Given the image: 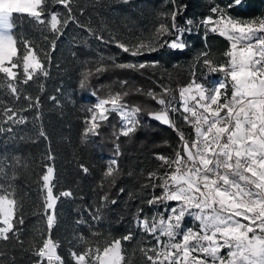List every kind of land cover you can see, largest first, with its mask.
Masks as SVG:
<instances>
[{
    "label": "snow or ice",
    "instance_id": "obj_1",
    "mask_svg": "<svg viewBox=\"0 0 264 264\" xmlns=\"http://www.w3.org/2000/svg\"><path fill=\"white\" fill-rule=\"evenodd\" d=\"M120 2L129 4L131 0ZM255 2L209 0L207 14L197 17L188 15L191 2L168 0V10L157 14L158 22L148 35L133 34L131 40L124 42L113 34L105 40L96 29L80 24L76 12L82 16L85 8L78 7L77 0H0V95L12 101L9 104L0 99V133L11 134L13 139L16 129L28 123L26 112H34L37 137L48 139L41 122V98L28 94L22 85L49 76L51 52L70 23L134 58L165 49L170 54L183 53L189 48L193 33H201L205 42L209 34L228 41L223 63L210 58L208 51L199 52L189 83L176 90L161 83H157L159 92L133 89L127 80H122L121 91L109 89L101 96L99 90H93L95 102L83 109L86 115L82 121V144H87L90 137H98L113 114L119 120L118 131L112 133L114 156L98 184L103 194L95 207L86 209L94 222L103 218L102 212L109 205L117 203L110 190L120 176L121 137H133L145 120L158 122L176 133L172 155L155 154L160 164L141 185V190H151L142 203L149 208L158 206L159 210L148 215L143 207H138L133 214L135 226L154 244L140 241L139 247L128 254L124 242L133 240L132 232L94 241L81 234L75 239L76 246L83 250H70L66 260L59 252L61 244L53 238V230L58 225V203L74 199V193L71 189L56 191L54 164L45 162L38 182L40 203L34 213L39 222L25 247L23 198L17 196L15 181L17 169L26 170L28 164L20 157L0 162V242L7 245L14 241L22 253L35 258L31 264H136L137 251L140 264H264V12L246 15ZM260 3L264 4V0ZM57 5L62 12L54 10ZM25 21L41 32L47 49L38 51L33 40L17 34V28ZM108 61L105 64L103 57L98 61L85 60L79 73V89L89 90L92 80L110 68L141 71L159 67L155 60L118 63L109 57ZM197 67L209 74L220 73L223 78L208 86L196 79ZM39 90L43 92V84ZM130 95H143L158 107L130 104ZM21 99L26 106H17ZM48 99L56 105L60 103L56 96ZM176 113L191 129L190 134L177 125L173 119ZM42 159L54 161L55 157L49 150ZM78 168L84 175L89 173L83 163ZM124 192L121 187L118 195ZM135 195L129 192V200ZM189 218L194 226L186 227ZM76 223L86 221L78 219ZM100 235L92 233L93 237ZM0 264H17L16 256L6 248L0 249Z\"/></svg>",
    "mask_w": 264,
    "mask_h": 264
},
{
    "label": "trees",
    "instance_id": "obj_2",
    "mask_svg": "<svg viewBox=\"0 0 264 264\" xmlns=\"http://www.w3.org/2000/svg\"><path fill=\"white\" fill-rule=\"evenodd\" d=\"M191 2L193 7L188 15L199 17L201 13L207 14L209 0H185ZM222 3L223 0H217ZM77 6L85 8L84 15L76 12L80 24L96 29L105 40L113 34L118 39L128 42L133 34L148 35L157 21V14L168 10V0H131L124 4L120 0H77ZM54 10L63 11L61 6H55ZM264 12V4L256 0L253 8L246 15L256 16ZM19 24V21H15ZM17 34L23 33L33 40L40 49H47L48 44L43 40L41 32L32 24L25 21L16 30ZM86 41V43H82ZM228 47V41L215 34H209L206 42L201 33H193L189 48L183 53H172L165 49L146 57H131L123 53L114 44L104 43L88 35V33L76 24L70 23L65 35L58 41L56 50L51 52V63L48 65L49 76L41 77L39 81L29 82L22 85L28 94L39 95L41 98V122L47 133L48 139L37 137L38 124L34 122V112H26L28 123L16 129L13 139L11 134L0 133V162L7 163L14 157H20L28 164V168H18V178L15 181L17 196L23 198V212L25 225L22 239L25 247L34 237L33 229L38 226L39 216L35 215L40 203L38 196V182L43 172L45 162L53 163L55 167L56 191L71 189L74 199H63L57 205L58 225L53 230V238L60 241V254L69 259V251H82L77 247L75 237L83 235L89 240L102 239L104 237L119 238L132 232L133 240L124 242V248L128 254L134 248H138V242L154 244L155 241L142 233L133 223V214L138 207H143L145 214L151 215L158 211L159 207L149 208L142 200L148 198L150 189L141 190V185L146 182L147 174L156 170L160 161L155 159V154L165 156L172 155L173 148L177 143V136L171 128H165L151 121H144L143 127L129 138L121 137V155L118 157L120 176L116 186L111 188L112 198L117 199L115 205H109L102 212V219L94 222L86 209L95 207L99 202L102 191L98 188L102 173L114 156V130L118 131L119 120L113 114L110 120L100 129L98 137H90L87 144H82L80 137L83 131V119L86 113L83 109L95 102L91 95L93 90H99L98 95H105L111 89L121 91L120 81L127 80L129 88H143L145 90L160 89L157 83L164 84L173 90L178 86L189 83L193 71V62L196 55L201 51H208L210 58L217 63H223V53ZM75 53V55H73ZM104 58L108 64V58L114 57L116 62L158 61L159 67L148 68L141 71H129L110 68L92 80L89 90L79 89V73L85 60L98 61ZM196 79L208 86L222 79V74H209L197 67ZM43 84L44 90L40 92L39 85ZM57 89H60L58 92ZM49 96H56L59 105L49 100ZM11 104L12 101L6 96L0 95ZM130 104H148L158 107L143 95H130L127 97ZM19 106H26L21 99ZM177 125L186 133L191 129L183 124L178 118ZM23 136L21 140L19 137ZM33 139L36 142H33ZM167 141L166 145L164 142ZM171 145V146H169ZM51 150L54 161L42 159ZM83 163L89 168L87 175L79 171L78 164ZM10 171V170H9ZM163 171V169H160ZM131 173V175H129ZM125 189L124 194L118 195L119 189ZM107 190V189H105ZM133 192L135 198L129 200L128 193ZM160 190L156 189L158 195ZM83 219L84 224L77 225L76 221ZM186 223V221H185ZM101 234L93 237L92 233ZM11 255H15L17 264H31L35 259L29 253H22L15 247V242L10 241L7 245L0 242V249H5ZM7 259V258H5ZM136 264H140V254L135 255Z\"/></svg>",
    "mask_w": 264,
    "mask_h": 264
},
{
    "label": "rangeland",
    "instance_id": "obj_3",
    "mask_svg": "<svg viewBox=\"0 0 264 264\" xmlns=\"http://www.w3.org/2000/svg\"><path fill=\"white\" fill-rule=\"evenodd\" d=\"M185 226H194V222L189 219H186V223H185Z\"/></svg>",
    "mask_w": 264,
    "mask_h": 264
},
{
    "label": "built area",
    "instance_id": "obj_4",
    "mask_svg": "<svg viewBox=\"0 0 264 264\" xmlns=\"http://www.w3.org/2000/svg\"><path fill=\"white\" fill-rule=\"evenodd\" d=\"M180 118L179 113L173 114V119L177 121V119ZM181 119V118H180ZM174 132V131H173ZM175 133V132H174ZM176 134V133H175Z\"/></svg>",
    "mask_w": 264,
    "mask_h": 264
},
{
    "label": "water",
    "instance_id": "obj_5",
    "mask_svg": "<svg viewBox=\"0 0 264 264\" xmlns=\"http://www.w3.org/2000/svg\"><path fill=\"white\" fill-rule=\"evenodd\" d=\"M151 122H154V123H157V124H159V125H161V126H164V125H162V124H160V123H158V122H155V121H151ZM165 128H169V127H167V126H164Z\"/></svg>",
    "mask_w": 264,
    "mask_h": 264
}]
</instances>
